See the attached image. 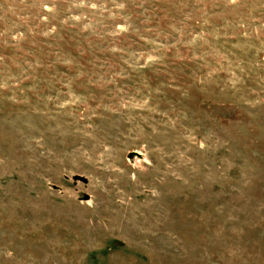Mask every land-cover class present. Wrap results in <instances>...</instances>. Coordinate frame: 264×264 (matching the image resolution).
<instances>
[{
	"label": "rangeland",
	"instance_id": "1",
	"mask_svg": "<svg viewBox=\"0 0 264 264\" xmlns=\"http://www.w3.org/2000/svg\"><path fill=\"white\" fill-rule=\"evenodd\" d=\"M0 264H264V0H0Z\"/></svg>",
	"mask_w": 264,
	"mask_h": 264
}]
</instances>
